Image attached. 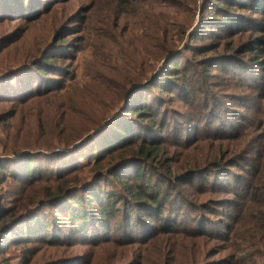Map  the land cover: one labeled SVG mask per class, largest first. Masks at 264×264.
I'll list each match as a JSON object with an SVG mask.
<instances>
[{
	"label": "rangeland",
	"instance_id": "374dc122",
	"mask_svg": "<svg viewBox=\"0 0 264 264\" xmlns=\"http://www.w3.org/2000/svg\"><path fill=\"white\" fill-rule=\"evenodd\" d=\"M115 1L7 2L10 11L0 18V75L47 60L48 91L57 89L53 81L77 91L56 100L53 109L49 98L61 92L29 100L17 94L24 90L20 77L0 81V159L12 160L15 173L0 177V216L18 215L34 189L63 182L51 168L35 188L23 185L26 180L16 176L23 159L12 155L48 157L66 149L73 142L63 141L66 130L57 121L76 100L114 81L123 101L107 104L111 116L134 84L155 76L165 92L152 87L151 96L161 99L166 120L158 119L145 136L162 150L142 166L146 179L162 188L165 215L142 211L134 233L111 227L100 240L107 242L97 246L72 245V225L58 214L55 239L26 243L24 221L0 232V264H264V0H133L122 7ZM71 157L44 163L66 166L77 160ZM78 161L83 173L95 162ZM48 211L55 213L49 208L42 215ZM165 226L173 232H162Z\"/></svg>",
	"mask_w": 264,
	"mask_h": 264
},
{
	"label": "trees",
	"instance_id": "16d2710c",
	"mask_svg": "<svg viewBox=\"0 0 264 264\" xmlns=\"http://www.w3.org/2000/svg\"><path fill=\"white\" fill-rule=\"evenodd\" d=\"M9 1L0 0V18L3 15L6 16L10 11L7 5ZM115 2L119 7H122L131 5L133 0H116ZM253 49L258 50L259 48L253 46ZM153 57L158 60L160 55L156 52ZM50 64L47 60L36 59L11 70L10 74L2 73L0 81L7 76L20 77V84L23 86L20 89L24 90L17 94L24 95L28 99L61 92L59 96L54 95L49 98V102L55 109L57 108L56 100H61L67 93L77 90H75L76 87H66L60 82L53 81L57 89L53 88L52 91H48V77L52 68V64ZM168 72L174 73L176 69H168ZM158 82L159 80L155 76L145 85L142 84L143 82L133 83L123 106H118L119 110L111 116H107L109 113L105 114L111 110V106L107 104L122 103L123 89L118 87L114 81L104 82L101 85V92H96L89 99L81 96L73 103L68 115L62 121H57V126H62L66 130L61 135L63 141L73 142L66 148H71L82 141L80 145L66 153L56 154L54 151L48 157L30 153H22L20 156L19 153L12 155L23 159L20 161L21 169L16 174L17 179L22 177L26 180L23 185L35 188L33 186L41 180L45 173L53 172L51 168L59 171L58 182L61 180L63 182L60 185H48L49 190L47 191L34 189V195L20 205L24 210L18 215H15L14 212H4L0 216V232L4 235L8 234L14 226L26 221L27 229L23 231L22 235L26 243L47 241L48 238L51 242L52 239H55L52 232L59 224L56 217L58 214L66 218L72 225L71 228L76 234V241L72 242V245L97 246L100 242H107L104 239L100 240L111 227L120 226L121 230L129 228L134 233L136 231L134 230L136 228L135 220L137 222L143 220L140 214L142 211L147 210L155 214V218H163L165 215L163 208L167 199L164 200L162 188L157 182L154 183L150 179H146L147 175L142 166V163H148L155 159L162 150L161 144L156 139L150 143L145 136L146 133L154 129L158 119L161 123L166 120V112L157 102L161 99L157 97L155 100L151 96L153 95L152 87L159 90L163 88L162 85H158ZM5 85L7 90L4 95L7 98L10 91L6 82ZM45 91L48 92L45 93ZM159 92L164 93L165 91L160 90ZM70 100L72 101L71 95ZM68 106L69 104L64 106L66 111ZM104 107L108 109H104ZM144 127L147 128L144 129ZM155 136L158 137L156 133ZM96 139H98L97 142H95ZM89 144L94 147L89 149L88 154H82L88 150L86 147ZM68 154H72L71 159L77 160L72 163V160L69 159L71 164L66 166L65 164L64 166L57 165L55 162L44 163V159L55 156L62 157L63 161H66L67 159L63 157ZM88 158H94L95 162L92 166L87 167V173H83L81 166L78 165V159ZM8 160L7 156L0 159V177L3 180H7L9 176L15 177L14 167L12 168L10 165L13 164V161ZM168 173L172 174L171 171ZM79 175H87V177L79 179L77 177ZM113 183L116 185L114 186ZM121 191H126L127 196L122 195ZM33 197L36 199L33 200ZM67 201L69 204L61 206ZM49 208L55 211L53 216L50 217L52 215L50 211L46 216L42 215ZM36 213H40L41 216L38 217ZM162 232L171 233L173 228L165 226L162 228ZM24 264H27V261ZM52 264H59V262Z\"/></svg>",
	"mask_w": 264,
	"mask_h": 264
},
{
	"label": "water",
	"instance_id": "95a60500",
	"mask_svg": "<svg viewBox=\"0 0 264 264\" xmlns=\"http://www.w3.org/2000/svg\"><path fill=\"white\" fill-rule=\"evenodd\" d=\"M81 143H82V141L78 142L76 145L72 146L71 148L58 149L56 152H63V153L69 152L71 149L75 148L76 146L80 145Z\"/></svg>",
	"mask_w": 264,
	"mask_h": 264
}]
</instances>
